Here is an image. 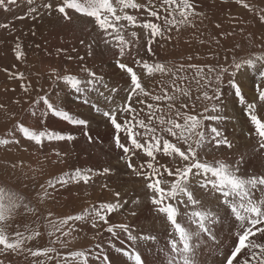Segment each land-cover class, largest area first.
Segmentation results:
<instances>
[{
  "label": "rangeland",
  "instance_id": "1",
  "mask_svg": "<svg viewBox=\"0 0 264 264\" xmlns=\"http://www.w3.org/2000/svg\"><path fill=\"white\" fill-rule=\"evenodd\" d=\"M36 2L39 4L41 0ZM137 2L147 5V0H137ZM245 2L251 5L254 11L237 4L236 0H194L199 15L194 18L190 16L187 21L177 23L176 26L163 25V17L167 14L164 8H159L161 16L159 21L147 14L150 8L126 9L128 14L136 15L140 22L150 21L161 24L163 35L155 38L150 46L152 51L149 52L146 30L129 28L128 32L133 30L137 32L138 36L134 43L137 41L138 43L137 47L130 49L131 54L129 49H126L124 56L120 55L116 42L105 36L92 18L72 13V21L68 22L53 12L51 15L44 14L33 20L25 15L28 8L26 0H17V4L11 6V11L0 9V23L10 25L7 29L0 28V140L11 141L7 144L0 143V188L23 198V203L27 205V208L21 207L20 211L17 210L9 219L0 222V227L4 228L10 240L17 238V232L22 233L23 238L20 251H5L0 246L2 264H40V262L78 264V261L69 255L76 251L87 252L89 264H95L94 260H100V257L105 255V249L119 245L117 241L114 245H110L112 234L105 230L107 226L100 222L98 227L93 228L90 219L87 222L69 221L67 224H62L61 221L68 216L82 214L85 209L99 207L103 203H116V192L120 193L122 206L110 215L111 224H126L133 234L140 236L152 229L150 225L153 215H163L164 220L167 221L166 216L158 213L156 206L152 204V193L146 188V181L128 168L127 156L123 151L112 147V144L116 145L114 137L117 133L108 118L102 116L104 111L124 105L127 102L128 90L131 88L130 75L126 69L118 66L117 61L132 67L142 87L150 93L147 97L140 94L131 102L140 118L145 119L147 123L148 114L154 111L152 126L159 133L162 127L158 121L160 116L165 119L175 118L178 111L198 117L220 115L223 117L222 120L204 121V128L206 130L209 126L217 127L232 146L217 147L213 143L200 153L199 158L210 164L220 161L233 167L238 165L241 175H244L242 171H245L247 176H254L251 175L254 169L249 168L246 159L253 158L254 154L251 151L258 153L260 150L258 140L254 134V126L246 114V104L239 102L235 89L228 83L229 79H233L238 86L244 84L239 86L241 94L247 103L256 104V114L264 121V102L259 101L256 91L258 84L264 88V80L258 78L257 71L264 70L262 67L264 62H257L255 67L251 68L245 65L238 72L233 68L234 63L254 60L264 55V23H261L258 15L264 10V0H245ZM21 16L25 18L20 19ZM175 19L179 22L182 17L177 13ZM128 32H125L126 39L133 40ZM106 39L110 41L107 44L104 43ZM17 43L20 44L19 50L23 53L21 59L16 58ZM138 59L142 62L147 61L150 65L160 63L171 71L161 73L154 70L149 74L136 63ZM190 65L193 67H189ZM209 67L215 71L209 72ZM221 67L229 69V73L219 85L220 92L217 96L214 92L215 76ZM85 69L102 78L101 83L87 86L95 87L97 90L75 93L62 79H57V76L72 75L86 82L91 77ZM233 72L236 74L232 75ZM22 85L28 90L25 91ZM81 87L86 85L82 84ZM112 89L117 91L113 93ZM101 92L104 93L103 96L99 95ZM165 92L175 99L170 101L151 99L152 95L160 96ZM205 92L209 96H216V99H205ZM43 95L49 98L50 103L68 111L75 119L85 120L86 126L73 125L51 114L44 115L43 103L33 104ZM108 96L112 97L111 102L105 99ZM220 96L226 100L224 104L222 101L220 103ZM85 98L90 103H83ZM137 99L144 100L145 103H137ZM227 103L230 105L228 106ZM148 104L154 105V109L150 110ZM169 104L173 105L171 109L168 108ZM93 105L99 107L100 111L97 112ZM181 105L186 107L182 108ZM213 105L217 112L211 111ZM205 109L209 111L205 112ZM34 111L35 115H33ZM118 118V122L123 123L126 117L124 114H119ZM178 122L182 124L183 120L180 119ZM18 123L37 132L54 131L65 136L71 135L73 139L71 141L44 139L41 144H36L24 138L17 127ZM61 123L71 129H64ZM234 128H237V131L234 132ZM140 131L143 132V129ZM119 135L123 137L122 143L128 142L123 132ZM163 136L170 142L178 144L182 150L185 148L182 142H178L166 132ZM109 139L111 140L108 141ZM103 143L109 147L102 145ZM262 154L264 150H261ZM156 156L159 162L157 166L166 165L173 169L178 166L162 151ZM150 159L142 151H138L132 156L131 162L137 168L144 164L145 171H148L146 163ZM86 162L94 165L85 169L83 165ZM79 165L84 168L83 171L91 170L89 173L91 179L88 183L58 182L65 173L70 175L75 173ZM104 168H109L111 171L102 174ZM263 171L264 167L261 173ZM164 175L169 180L174 179L167 177V173ZM129 177L135 181H128ZM107 178L114 180L110 183L112 188L103 189L105 187L102 182ZM118 178L124 183L117 181ZM49 181L52 182V186H49ZM129 182L133 186L129 187ZM197 183L198 179L194 180V184ZM138 184L139 187L136 186ZM203 193L200 190L197 195L203 199L201 197L205 194ZM209 196L213 203L209 208L222 206L217 199L218 194L212 196L209 194ZM224 208L222 206L220 209ZM187 210L180 205L181 216L185 220L183 213ZM132 212H135V215H132ZM164 231H166L165 226ZM36 233L40 235L37 236ZM121 235L123 232L119 233V236ZM28 237L32 238L28 239ZM123 240L118 241L121 243ZM97 244L100 245L99 248L96 247ZM149 246L157 247L153 242ZM47 248L55 249V252L48 253V256L53 257L52 260L43 255L31 256V251H42ZM166 248H168L166 252L168 259H164V263L166 260H176V255L169 250V245ZM213 248V243H208L205 238L200 237L195 251L198 249L212 251ZM116 249L120 254L121 248ZM113 252L111 250L109 254ZM65 257H68L67 261ZM126 257L124 254L114 257L115 259L109 257L110 264L121 261L127 263ZM194 260L196 261V256Z\"/></svg>",
  "mask_w": 264,
  "mask_h": 264
},
{
  "label": "snow or ice",
  "instance_id": "2",
  "mask_svg": "<svg viewBox=\"0 0 264 264\" xmlns=\"http://www.w3.org/2000/svg\"><path fill=\"white\" fill-rule=\"evenodd\" d=\"M28 5L26 17L33 20L37 19L44 14L51 15L53 12L59 14L63 20L71 22L72 13L79 14L83 17L92 18L95 25L100 31L107 37H110L112 41L116 42V46L120 49V55H125V50L137 47V43H134L138 34L136 31L128 32L129 28H141L146 30L148 36V51L151 52V44L154 42L157 36L163 35L162 25L155 22L145 21L140 22L136 15L128 14L126 9H151L147 14L151 17H155L157 21L161 19L159 14V8H164L167 13L163 17V25L176 26L177 23H184L188 18L196 17L199 13L196 11V5L194 0H147V5L137 2V0H41V3L37 4L36 0H26ZM237 4L254 11L251 5L245 2V0H236ZM17 0H0V9L5 11H11V6L16 5ZM179 14L182 20L176 21L175 16ZM261 23H264V10L258 14ZM24 19L25 16L19 17ZM126 22V23H124ZM8 23H0V28H9ZM170 30V29H169ZM125 32L133 38L128 40L125 37ZM109 40H105L104 43H109ZM83 43V41H81ZM20 44L16 45V58L21 59L23 53L19 50ZM138 54V53H137ZM257 62H264V55L256 57L254 60L249 59L234 63L233 68L238 72L245 65L248 67H255ZM118 66L121 69H126L127 73L131 77V88L128 90L127 102L119 108H114L109 111H104L102 114L108 118L112 126L114 127L117 135L114 137L115 144L118 149H121L127 156V166L138 177H143L146 181V188L152 193L151 202L156 206L158 213L164 214L167 221L172 226L173 232L170 233V239L168 241L169 250L173 253H177L180 256V261L175 259L170 261L169 264H195L194 256L196 245L199 242L200 237L203 234H207L210 238L214 239L211 233L210 226L217 220V213L214 209L205 206L204 200L198 197L197 192L202 190L207 194H218L220 204L224 205L234 216L238 222V228L235 233L234 248L226 257V264H264V175L261 176H243L240 174L239 166L233 167L226 163L217 161L215 164H210L206 161H201L199 158L200 153L211 144H215L217 147L220 145H226L231 147L229 140L223 136L221 131L215 126H209L206 130L203 122L206 120L219 121L223 117L220 115H188L181 112L176 113V117H169L165 119L163 116L158 117L159 124L162 126L160 132L152 126V120L154 111L150 112L147 116V123L145 119L140 118L137 110L132 107L131 102L134 97H138L140 94L143 96H149L150 93L142 87L137 74L133 71L132 67H127L124 63L117 61ZM138 65H141L144 69L151 74L154 70H158L161 73L171 71L164 65L156 63L150 65L147 61L136 60ZM183 67V66H181ZM193 67V66H189ZM264 67V63H262ZM89 77L88 81H81L76 76L66 75L63 77L57 76V79H62L75 93H82L85 91H95V87L88 88L87 86H94L97 83L102 82V78L96 77L94 72L87 69ZM209 72L215 71V69L209 67ZM258 78L264 80V70H257ZM229 73V69L221 67L218 74L215 76L216 87L214 92L219 94V85L223 82L224 76ZM236 73L233 72L232 75ZM22 79V74H20ZM211 83V81H209ZM228 83L235 89V95L239 98L241 104H246V114L254 126V134L258 137V147L260 150H264V121L258 118L256 114V104L247 103L244 96L241 94L240 87L233 79H229ZM84 84L86 87H81ZM24 90L28 88L24 85ZM113 93L117 90L112 89ZM258 93V99L260 102H264V88L257 85L256 89ZM187 95V93H184ZM103 96L104 93H99ZM205 99H216V96H209L207 92L204 93ZM106 100L112 101V97H105ZM151 99L154 101L161 100H174L175 97L169 96L167 92L163 95H152ZM40 102L45 106L44 115L51 114L59 117L66 122L73 125H85L87 122L83 119H75L70 113L58 106H54L50 103L49 98L46 95L39 96L37 101L33 104L37 105ZM137 103L144 104V100L137 99ZM83 103L88 104L90 101L85 98ZM172 104L168 105V108H172ZM93 107H96L93 105ZM147 107L152 110L154 105L148 104ZM186 107V105H181ZM96 111L99 112V107H96ZM209 109H205L208 112ZM212 112L218 110L213 105ZM35 111L33 115H35ZM119 114L125 115L123 123L118 122ZM128 116L131 118L129 119ZM182 119L183 123H179L178 120ZM20 132L24 138L34 141L36 144H41L44 139L51 140H68L71 141L73 137L71 135H63L54 131H34L29 127H25L23 124H17ZM143 129V132L140 131ZM123 132L127 139V143L121 142L120 133ZM167 133L178 142H182L185 148L182 150L178 144L170 142L164 138L163 133ZM87 135V132L85 133ZM9 140H0V143H10ZM18 143V141H16ZM138 151L151 158L145 165L141 164L139 168L133 165L132 156L136 155ZM163 152L165 156L171 157L172 160L178 165L174 169L170 166L159 165L156 154ZM131 153V155H128ZM59 155V153H57ZM122 159L124 157H121ZM163 169V171H161ZM111 170L104 168L102 174H108ZM91 170L85 172L81 169H77L75 173H65L59 178L58 182L61 184L83 181L85 184L91 179ZM164 173H167V177H174L169 180L165 177ZM198 179V183L194 184V180ZM49 186H52V182L49 181ZM167 186V187H165ZM105 187H107L105 185ZM259 191L261 195L258 197L256 192ZM116 203H103L99 207H92L91 209H85L82 214L75 216H68L62 224H67L69 221H92V227H98L99 223L107 227L105 230L112 234L113 237H118L120 232L127 233L129 241L140 240H153L155 239L151 235H133L129 226L126 224L116 223L111 224L109 217L112 213L118 211L122 203L120 201V193L116 192ZM135 203V202H134ZM180 205H183L188 211L183 213L187 223L181 221ZM27 208V205L23 203V198L17 197L13 194L5 192L0 188V222H4L9 219L13 213L19 208ZM135 215V212L131 213ZM190 225H195L193 229ZM59 230V229H58ZM40 235V233H36ZM69 235V233H64ZM16 239L10 240L9 236L5 234L4 228L0 227V246L5 251H20L22 250L23 238L22 233H16ZM32 237H28L31 239ZM100 247L99 244L96 246ZM55 252L54 248H47L44 250L31 251V256H46L49 260H52V256H48V253ZM70 257L78 261V264H89L88 254L85 251H76L69 254ZM124 255H129L127 251ZM68 257H65L67 261ZM131 259L135 264H142L141 256L133 253ZM101 264H110L109 257L103 255L100 257ZM2 264V262H0ZM43 264V262H40Z\"/></svg>",
  "mask_w": 264,
  "mask_h": 264
},
{
  "label": "bare ground",
  "instance_id": "3",
  "mask_svg": "<svg viewBox=\"0 0 264 264\" xmlns=\"http://www.w3.org/2000/svg\"><path fill=\"white\" fill-rule=\"evenodd\" d=\"M159 59V58H158ZM245 79V78H244ZM239 80V79H238ZM246 82V81H245ZM240 83V81H239ZM240 85L244 86L243 83H241ZM239 85V86H240ZM241 88V87H240ZM244 88H242L243 90ZM246 90V88H245ZM244 91V90H243ZM247 92V91H246ZM253 92H251L252 94ZM245 94V93H244ZM247 94V93H246ZM249 94V93H248ZM250 96V95H249ZM224 97H221L220 96V103L222 101V104H224V102L226 101L225 99L223 100ZM235 101V100H234ZM228 102V101H227ZM228 104V103H227ZM230 104H228L229 106ZM234 105V104H233ZM225 107V106H224ZM233 107V106H231ZM235 109V108H234ZM239 112V109L238 111ZM237 114V113H236ZM122 115V114H120ZM232 115H234V112L232 111ZM123 116H121L122 118ZM235 117V116H234ZM119 119V118H118ZM237 122V121H236ZM218 123V122H217ZM221 123V122H220ZM61 126L65 129V128H69L67 127L65 124L61 123ZM96 126V125H95ZM232 126V125H231ZM234 126V125H233ZM225 128V127H224ZM71 129V127L69 128ZM237 131V128H234V132ZM243 133V132H242ZM239 135V134H238ZM238 135H236V137H239ZM241 135V134H240ZM125 136V135H124ZM241 137V136H240ZM123 138V137H121ZM258 140V137L257 139ZM123 141V140H122ZM114 143V142H113ZM93 149H96V148H93ZM258 149V148H257ZM94 151V150H93ZM252 154H254L253 158L251 159H246L247 162H248V165H249V168H253L254 169V172L251 174V175H254V176H259L261 174H264V171L261 173V169L264 167V163L261 162V161H264V154L261 155V150L258 151V153H256L255 151H251ZM261 155V156H260ZM244 159V158H243ZM263 163V165H262ZM84 163H82L83 165ZM90 165H94V163H85L83 165V167L86 169L87 167H90ZM247 166V165H246ZM81 165H79L78 169H82L84 170ZM245 168V167H244ZM248 168V169H249ZM88 170V169H87ZM86 172V171H85ZM242 173L244 174L243 176H245L247 173L245 171H242ZM98 175V173H97ZM96 175V177H97ZM95 176V175H94ZM247 176V175H246ZM117 181H123L121 179H116ZM131 180H134L132 178L129 177L128 181ZM109 181V182H108ZM112 179H106L104 180L103 183V186L105 187V185L107 187L103 188V189H106L108 187H111L110 186V183H112ZM135 181V180H134ZM133 181V182H134ZM129 182V187L130 185H132V183ZM124 183V181H123ZM139 183V182H138ZM120 185V184H119ZM133 186V185H132ZM137 187H139L140 185H136ZM112 188V187H111ZM52 190V189H51ZM55 191V190H54ZM204 194V193H203ZM211 196L213 194H210ZM199 196V195H198ZM200 197V196H199ZM203 200H204V203H205V206L207 207H210L213 203H212V199L210 198L209 194H204L203 196ZM215 198V196H214ZM216 201V200H214ZM213 201V202H214ZM215 204V203H214ZM220 206V205H219ZM218 207V206H217ZM222 206H220L221 208ZM21 208H19L18 210L20 211ZM188 211V210H187ZM154 217V218H153ZM153 220H151V225L150 227H152V229L144 234L146 235H151V236H157V240L155 241H151V242H147V240H140V241H129L128 238H127V233H123V235L121 236H118V237H113L112 236V243L110 245H114L115 242L117 241V243H119V245L117 246H114V247H108L107 249L104 250V254L107 255L108 257H112V259L114 257H117V256H121L119 255V253L117 252V249L116 248H121V250L123 252L127 251L129 253V256L131 257L133 253L135 254H138L141 256L142 258V264H169L168 261L166 260V263H164V259H167L168 256L166 255V252H168V248L167 245H168V241L170 239V232H171V225L170 223L168 224L170 229L168 230V221L164 220L163 218V215H160L158 214L157 216H154L153 215ZM166 218V217H165ZM181 221H185L186 220L184 218H182V216L180 217ZM142 226V225H141ZM164 226L166 227V231H164ZM193 227V226H192ZM144 230V229H143ZM168 230V231H167ZM133 234V233H132ZM133 235H136V234H133ZM124 239L121 243L118 241V240H122ZM257 239H261V238H257ZM155 243L156 246H149L150 243ZM113 250L114 252L112 254H109V252ZM132 253V254H131ZM176 255V261H180V256L175 253ZM115 259V258H114ZM132 260V259H131ZM95 264H101V260H94ZM133 262V260H132ZM115 263V262H114ZM196 263V261H195ZM117 264H130L129 262L127 263H123L122 261L120 263H117ZM133 264H135L133 262Z\"/></svg>",
  "mask_w": 264,
  "mask_h": 264
}]
</instances>
